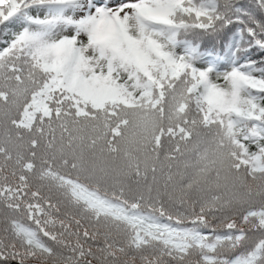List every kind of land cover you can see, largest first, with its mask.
<instances>
[{
	"label": "snow or ice",
	"instance_id": "1",
	"mask_svg": "<svg viewBox=\"0 0 264 264\" xmlns=\"http://www.w3.org/2000/svg\"><path fill=\"white\" fill-rule=\"evenodd\" d=\"M0 264H264V0H0Z\"/></svg>",
	"mask_w": 264,
	"mask_h": 264
}]
</instances>
